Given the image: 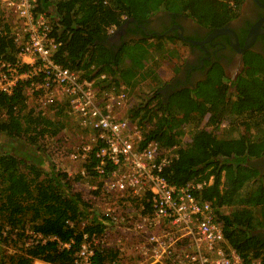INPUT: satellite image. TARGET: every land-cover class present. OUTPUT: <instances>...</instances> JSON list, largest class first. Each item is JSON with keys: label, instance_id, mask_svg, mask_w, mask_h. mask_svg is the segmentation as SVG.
<instances>
[{"label": "trees", "instance_id": "1", "mask_svg": "<svg viewBox=\"0 0 264 264\" xmlns=\"http://www.w3.org/2000/svg\"><path fill=\"white\" fill-rule=\"evenodd\" d=\"M244 0H60L56 5L37 0V11L53 16V36L60 41L55 62L70 70H81L87 79L106 73L110 80L103 87L124 84L129 92L147 79H154V68L147 66L155 54L166 49L160 39L121 43L113 50L106 45L109 29L115 31L127 21L140 24L159 11L184 14L197 24L213 29L225 27L238 16ZM14 45L0 36V55L12 60ZM244 75L232 83L234 94L217 75L195 90L183 89L164 102L158 91L127 112V117L141 127L143 144L156 141L163 146H177L183 128L192 127L191 141L179 150V160L170 168L168 180L177 186L190 181L212 183L204 199L219 210L233 207L230 214L218 212L228 243L246 264H264V243L253 235L264 230V178L252 166V159L264 156V58L250 54L245 59ZM25 84L18 85L11 96L0 95V264H74L83 234L100 236L103 223L92 217L83 233L80 219L89 217L88 206L71 180L46 158L41 144L56 138L67 128L66 105L53 110V119L28 107ZM218 128L227 119L240 122L246 135L217 138L201 121ZM256 134H249L251 130ZM10 150V151H8ZM94 151V150H93ZM95 164L90 155L83 168L91 180ZM26 170H24V169ZM67 222H73L71 228ZM31 232L71 243L61 249L57 241L31 243ZM7 248H11L9 252ZM116 258L110 249H96L92 264H110Z\"/></svg>", "mask_w": 264, "mask_h": 264}, {"label": "built area", "instance_id": "2", "mask_svg": "<svg viewBox=\"0 0 264 264\" xmlns=\"http://www.w3.org/2000/svg\"><path fill=\"white\" fill-rule=\"evenodd\" d=\"M56 5L60 0H46ZM53 16L37 11V0H0V36L14 45L12 60L0 55V95L11 96L25 84L24 95L37 114L47 118L58 105H66L90 141L81 144L70 159L81 164V177L88 178L84 164L93 156L95 173L88 206L89 217L79 220L83 233L92 217L103 223L100 236L83 234L74 264H92L95 250L110 249L116 258L134 264H246L224 236L218 209L204 199L208 181L177 186L168 180L169 169L186 147L143 144L141 127L127 117L130 92L106 73L93 79L81 70L55 62L61 42L53 36ZM115 29H109L112 35ZM94 150V151H93ZM79 176V177H80ZM73 228V222H67ZM31 243L57 241L31 232ZM111 248H108V247ZM255 264V263H254Z\"/></svg>", "mask_w": 264, "mask_h": 264}, {"label": "flooded vegetation", "instance_id": "3", "mask_svg": "<svg viewBox=\"0 0 264 264\" xmlns=\"http://www.w3.org/2000/svg\"><path fill=\"white\" fill-rule=\"evenodd\" d=\"M258 1L264 4V0ZM223 28L236 35L237 48L229 35L212 36L216 29L203 27L184 14L159 11L140 24L126 22L120 39L113 37L106 45L116 50L126 41L156 38L160 42H175V48L180 44L186 54L184 63L179 66L177 75L174 73L158 90L159 98L164 102L177 91L195 90L200 83L212 80L213 75L218 77L217 66L221 68L230 93L234 94L232 83L244 75L245 59L250 54L264 58V8L254 0H244L238 16ZM250 161L259 177L264 178V156ZM253 235L264 243L263 229L254 230Z\"/></svg>", "mask_w": 264, "mask_h": 264}, {"label": "rangeland", "instance_id": "4", "mask_svg": "<svg viewBox=\"0 0 264 264\" xmlns=\"http://www.w3.org/2000/svg\"><path fill=\"white\" fill-rule=\"evenodd\" d=\"M122 31L118 33H113L112 38L119 40L122 36ZM111 38H108V40ZM151 42V41H150ZM162 45L166 49L164 54H155L153 60L147 63V66L154 68V79H147L146 81L139 84V86L130 92L129 96V109L138 104L141 101V97L150 98L155 91H158L162 86L168 82V80L174 75H177L179 66L184 63L185 51L178 44L175 48V42L162 41ZM28 107L31 108L32 103L27 99ZM128 109V110H129ZM53 117V114L50 115ZM4 119V116L0 114V121ZM208 115L201 121L199 127L205 128L208 132H211L217 138L228 139V138H237L240 135H246V131L243 125L239 124L240 122H235L233 119L223 120L218 128L214 126L207 125ZM192 127L186 126L183 128V135L180 138V143L178 147H186L191 141ZM249 134L255 135V130H251ZM89 131L82 129L79 125L78 119L68 114V125L65 130H63L59 136L56 138H46L41 141V144L44 146L46 151V158L55 167L67 174V176L73 180L77 178L81 173V164L78 161H73L70 159V155L78 151V148L81 144L89 139ZM10 151V150H8ZM7 151H0V153H6ZM24 169V168H23ZM25 170V169H24ZM26 171V170H25ZM96 184V180H91L90 178H85L80 176V180L74 182L73 189L79 192L86 202H89L91 192L93 191L92 187ZM75 191V192H76ZM233 207H224L222 213L230 214L233 212ZM108 248H111L110 246ZM9 252H12L11 248H7ZM121 261L120 264H134L132 260L126 259ZM34 264H43L42 262L36 261ZM45 264V263H44ZM112 264V263H110Z\"/></svg>", "mask_w": 264, "mask_h": 264}, {"label": "water", "instance_id": "5", "mask_svg": "<svg viewBox=\"0 0 264 264\" xmlns=\"http://www.w3.org/2000/svg\"><path fill=\"white\" fill-rule=\"evenodd\" d=\"M254 1L256 2V4H257L259 7L264 8V4H261L258 0H254ZM127 22H129V21H127ZM132 22H133V20H132ZM125 24H126V23H125ZM125 24H124L123 26L119 27V28L115 31V33H118V31H120L121 29H123V28L125 27ZM115 33H114V34H115ZM218 35H229L231 41H232V42H233V41L235 42L236 48L238 47V40H237V37H236V35H235L232 31H230V30H228V29H224V28L216 29V30L212 33V36H218ZM110 38H112V36H111Z\"/></svg>", "mask_w": 264, "mask_h": 264}, {"label": "crops", "instance_id": "6", "mask_svg": "<svg viewBox=\"0 0 264 264\" xmlns=\"http://www.w3.org/2000/svg\"><path fill=\"white\" fill-rule=\"evenodd\" d=\"M110 38V37H109ZM150 42V41H149ZM257 230V229H256ZM44 264V263H43Z\"/></svg>", "mask_w": 264, "mask_h": 264}, {"label": "clouds", "instance_id": "7", "mask_svg": "<svg viewBox=\"0 0 264 264\" xmlns=\"http://www.w3.org/2000/svg\"><path fill=\"white\" fill-rule=\"evenodd\" d=\"M115 32V31H114ZM113 35V34H112Z\"/></svg>", "mask_w": 264, "mask_h": 264}]
</instances>
